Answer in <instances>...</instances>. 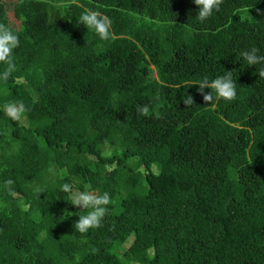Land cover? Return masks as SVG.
Wrapping results in <instances>:
<instances>
[{
	"label": "trees",
	"instance_id": "obj_1",
	"mask_svg": "<svg viewBox=\"0 0 264 264\" xmlns=\"http://www.w3.org/2000/svg\"><path fill=\"white\" fill-rule=\"evenodd\" d=\"M85 8L110 17L111 39L78 23ZM198 10L17 0L10 22L0 0L20 41L0 80V264H137L125 246L146 230L156 264H264V64L241 55H264V0H223L204 22ZM226 71L235 99L206 104L197 84ZM13 101L28 109L19 121L4 110ZM65 183L110 194L101 227L75 230L90 209L70 203Z\"/></svg>",
	"mask_w": 264,
	"mask_h": 264
},
{
	"label": "clouds",
	"instance_id": "obj_2",
	"mask_svg": "<svg viewBox=\"0 0 264 264\" xmlns=\"http://www.w3.org/2000/svg\"><path fill=\"white\" fill-rule=\"evenodd\" d=\"M198 6L197 18L200 22L209 19L213 12H218L223 0H194ZM259 12V9H257ZM78 23L83 24L88 30L94 33L102 41H107L112 38V20L102 12L90 8H85L79 16ZM19 37L14 31L3 23H0V63L7 65L5 70L0 73V80L7 81L12 72L16 70V65L13 59V51L19 47ZM258 48L241 53L244 60L249 66L264 64V55H259ZM233 71H226L222 76H217L211 80L207 77L203 78L198 85V92L202 95L203 101L206 104H211L214 99H223L232 101L235 99L236 82L233 80ZM259 77L264 78V69L258 72ZM210 89V92H205V89ZM215 94V95H214ZM183 102L190 107L194 104V99L191 95L183 96ZM4 110L8 117L19 121L27 112V107L23 101H13L4 105ZM140 116L147 117L150 113L148 105H138L136 109ZM13 180L9 179L4 182L5 187L11 191ZM61 190L70 193V203L83 210H88L86 214L78 215L79 219L75 223V230L79 233H87L89 229L99 228L102 225L104 217L108 214V205L111 204L110 194L105 192H97L92 190H73L72 185L65 183L61 186ZM66 215H76V213H67Z\"/></svg>",
	"mask_w": 264,
	"mask_h": 264
},
{
	"label": "rangeland",
	"instance_id": "obj_3",
	"mask_svg": "<svg viewBox=\"0 0 264 264\" xmlns=\"http://www.w3.org/2000/svg\"><path fill=\"white\" fill-rule=\"evenodd\" d=\"M17 0H4L5 8L7 17L10 22L13 21V14H12V6ZM39 114V121L40 124H46L49 122V119L46 118L42 112L38 111ZM57 153H59V149H56ZM72 151L77 153L78 150L75 148H72ZM42 164H44V159H42ZM152 236L153 232L146 230L143 234L144 240L142 243H134L132 239L126 244L125 249L130 252L132 256H134L139 263H145V262H151L153 264H156L153 262V251L154 247L152 245ZM137 263V264H139ZM124 264H135L132 262L125 261Z\"/></svg>",
	"mask_w": 264,
	"mask_h": 264
}]
</instances>
